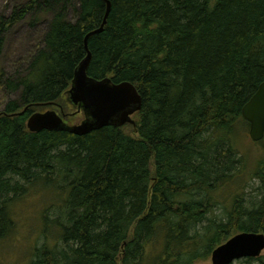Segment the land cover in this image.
<instances>
[{
  "label": "trees",
  "instance_id": "trees-1",
  "mask_svg": "<svg viewBox=\"0 0 264 264\" xmlns=\"http://www.w3.org/2000/svg\"><path fill=\"white\" fill-rule=\"evenodd\" d=\"M109 1L88 76L136 87L142 109L126 126L137 138L126 126L27 128L66 103L105 1L28 0L0 15V58L16 25L51 17L27 72L0 70V244L16 205L44 191L55 198L41 215L46 242L28 264H195L236 234H264V140L259 156L240 148L242 109L264 82V0Z\"/></svg>",
  "mask_w": 264,
  "mask_h": 264
},
{
  "label": "water",
  "instance_id": "water-1",
  "mask_svg": "<svg viewBox=\"0 0 264 264\" xmlns=\"http://www.w3.org/2000/svg\"><path fill=\"white\" fill-rule=\"evenodd\" d=\"M99 29L89 33L84 40L86 57L75 70L72 85L67 93L70 103L84 115L80 124L67 125L55 111L35 113L28 120L32 133L46 131H69L85 136L104 127L122 128L128 124L136 126L134 115L142 109V97L136 87L124 82L114 84L111 79L96 80L88 76L92 62L89 40L103 32L111 11V2ZM244 120L249 123V136L255 143L264 140V82L242 109ZM264 252L263 233H239L218 246L212 253V264H234L236 261L259 258Z\"/></svg>",
  "mask_w": 264,
  "mask_h": 264
},
{
  "label": "rangeland",
  "instance_id": "rangeland-1",
  "mask_svg": "<svg viewBox=\"0 0 264 264\" xmlns=\"http://www.w3.org/2000/svg\"><path fill=\"white\" fill-rule=\"evenodd\" d=\"M27 1L0 0V15L5 17L10 16L16 7L25 4ZM73 15L71 12L70 17H73ZM50 19V15L43 16L42 20L36 25H32L30 19H27L16 25L7 34L4 52L0 58V70L6 76L15 77L27 72L31 58L42 45ZM13 98H17V96ZM7 101V96L0 90V111L3 110ZM49 110L66 114L65 120L68 125H77L83 120V115L77 112V108L70 103L68 98L64 104H59L55 108L46 107L37 112L45 113ZM124 131L137 138L138 134L133 127L126 126L124 127ZM245 135L247 138L242 141L240 148L246 153L250 149L248 151L249 154L261 155L262 146L253 142L248 132ZM251 185L253 187L256 186V184ZM51 198H54L53 195L46 191L40 194L32 193L27 199L16 205L15 217L17 228L6 241L0 244V264H28L36 246L40 247L46 242V238L41 232L40 222L45 207L52 205ZM222 214V210L217 212L218 216ZM48 236L50 237L51 235ZM148 250L150 253H153L158 251V248L150 247ZM240 262L241 260L234 264H242ZM195 264H212V261L210 258L201 260Z\"/></svg>",
  "mask_w": 264,
  "mask_h": 264
},
{
  "label": "flooded vegetation",
  "instance_id": "flooded-vegetation-1",
  "mask_svg": "<svg viewBox=\"0 0 264 264\" xmlns=\"http://www.w3.org/2000/svg\"><path fill=\"white\" fill-rule=\"evenodd\" d=\"M62 114H63L62 116H67V115H66V114H64V113H62ZM65 118H66V117H65ZM65 118H64V119H65ZM133 118H134V117H133ZM133 120H134V119H133Z\"/></svg>",
  "mask_w": 264,
  "mask_h": 264
},
{
  "label": "bare ground",
  "instance_id": "bare-ground-1",
  "mask_svg": "<svg viewBox=\"0 0 264 264\" xmlns=\"http://www.w3.org/2000/svg\"><path fill=\"white\" fill-rule=\"evenodd\" d=\"M107 8V7H106Z\"/></svg>",
  "mask_w": 264,
  "mask_h": 264
}]
</instances>
